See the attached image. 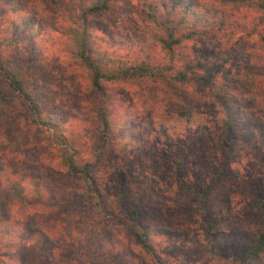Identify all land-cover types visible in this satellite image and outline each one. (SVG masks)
<instances>
[{"label": "trees", "instance_id": "16d2710c", "mask_svg": "<svg viewBox=\"0 0 264 264\" xmlns=\"http://www.w3.org/2000/svg\"><path fill=\"white\" fill-rule=\"evenodd\" d=\"M40 2L55 9L56 21L48 24L33 16L28 21L38 34L47 28L63 38L68 66L83 83L84 100L77 108L90 122L80 133L89 131V136L79 137L78 131L74 139L69 130L64 134L62 118L51 111L54 102L48 100L51 90L44 70L31 72L29 62L8 56V45L0 37V264H124L126 259L133 264H170L153 234L187 237L186 244L200 248L205 260L264 264V155L248 154L258 166L242 184L235 182L240 176L232 172L229 160L236 143L264 129V0ZM112 14L124 16L109 26L99 22ZM101 29L106 36L112 34L111 41L118 36L120 41L138 39L147 48L155 47L161 59L151 61L143 52L135 54V48L129 55L107 53L100 49L105 36L96 35ZM245 41L249 52L224 71ZM189 42L205 55L180 54ZM118 87L134 88L129 105L142 102L147 107L143 126L158 141H166L162 147L173 180L170 186L187 201L188 223L181 225L187 229L174 233L154 228L142 219L152 206L129 196L127 178L132 175L111 155L115 146L121 148L109 102L114 94L119 96ZM39 132L50 138L41 175L23 171L12 161L31 151ZM109 157L115 171L102 189L100 172ZM50 161H55L54 167ZM191 161L196 168L188 172ZM78 181L84 184L81 189ZM223 181L236 184L245 197L241 203L252 214L242 217L246 224L251 221L248 226L232 233L241 245L230 254L219 249L227 232L216 231L208 203L213 186ZM51 210L90 212L77 214L87 216L80 222L84 233L76 226L69 233L27 214ZM93 228L117 233L90 244ZM121 234L124 238L118 237Z\"/></svg>", "mask_w": 264, "mask_h": 264}, {"label": "rangeland", "instance_id": "374dc122", "mask_svg": "<svg viewBox=\"0 0 264 264\" xmlns=\"http://www.w3.org/2000/svg\"><path fill=\"white\" fill-rule=\"evenodd\" d=\"M110 15L106 16V19L103 17L98 21L104 26H109V23L116 21L114 22L116 24L124 16L112 14L113 18ZM32 16L48 24L55 22L57 19L55 9L43 5L40 0H0V37L8 45L6 54L12 58H18V63L22 59L23 62H29L31 72L44 70L47 82L46 86L48 90H51L49 92L51 96L48 100L54 102L51 111L53 109L54 113L59 114L58 117L62 118L63 126L65 127L64 134L65 132L69 133L73 131V138L76 139L79 131L78 136L87 139L89 131L85 132H88V134H81L80 129L83 124L89 129L90 122L88 120L85 121L86 119L82 117L85 111L77 108L82 104V97L84 100V94H82L83 83L79 78L80 74L72 72V67L68 66L69 63L66 57V47L65 45L63 46V38L58 37L57 34L47 28L38 34L28 21L29 17L32 18ZM107 18H110V20ZM103 33V30L101 32L98 31L96 35L105 36L106 41L104 43L101 42L100 49L107 53L118 56L129 55L131 50L135 48V54L142 55L140 52H143V54L149 56L151 61L161 59V54L157 48H147L144 43H139L138 39L132 41L121 40V42L117 36L111 41L112 34L106 36ZM194 47L195 44L193 42L186 43L179 50V53H190L196 56L204 54L197 49V46ZM243 52H249L248 41H245L239 47V53L233 56L231 64L226 66L224 71L232 70L231 65L234 64L237 56H240ZM128 89L118 87L119 96L114 94L109 99L110 118L113 125L119 129L125 127V129L121 131L118 129L117 131L118 142L121 148L115 146L111 155L121 163L124 162L127 165V170H129L128 174L132 175L130 178H127L129 180L128 186L132 192V194L129 193V196L132 195L134 200L140 197L152 206L151 209H148L142 215L143 220L154 228H165L174 233L187 229V227H181L182 223H188L186 222L188 215L184 212L187 201L185 197L175 193L170 186L173 180H170L172 178L168 173L170 166L165 158L166 152L162 147V144L166 141H158L157 136L147 132L142 123V118L144 117L143 111L147 107L142 102L129 105L132 102L130 98L131 91L134 88ZM75 108L76 110L78 109L76 112ZM47 111H50L49 108ZM133 126L138 127L133 131ZM127 128L130 130H126ZM38 140L41 143L38 146H34ZM49 140V136L47 137L42 132H39L29 153H23V157H19V159L14 158V156L12 157L14 165L20 166L23 171L34 172L40 175L44 174L45 168L42 165L47 163L48 160L42 154L43 152L47 155L50 153L47 150ZM196 140H199V138L191 139L194 142H197ZM155 143L156 146H152ZM252 145L254 148L250 149ZM248 154L250 156L252 154L255 156L264 155V129L256 133L253 138H245L236 143L230 153L229 160L232 172L238 173L240 176L239 180L235 181L237 184L246 182L249 178V172L258 166L254 160L250 159ZM26 161L28 163H24ZM49 164L54 167L55 161H50ZM113 166L114 163H112L111 157L103 163V170L100 172V175L105 181L102 182V189H105L110 184V174L115 171V166ZM195 168L194 162H188L186 168L188 172L193 171ZM83 185V182L80 181L76 183L78 189H81ZM213 187L214 189L210 194V198H208V203H210L212 212H214L212 215L216 217V231L227 232L221 239L224 241V245L219 249H222L223 253L228 252L230 254L235 252L241 245L240 239L232 233L248 226V223L251 221L246 220V224L243 218L252 215L249 214L251 209L245 208V205L241 203L245 197L240 191H237L234 182L223 181L218 185L215 184ZM130 199L133 200L132 198ZM27 214H30L36 222L50 225L55 224L56 227L64 229L69 233H74V226H76L79 232L84 233L83 228L80 227V222H86L87 216H83V218L77 214H90V212L70 213L51 210L47 212L30 211ZM94 214L99 213L94 211ZM189 215L192 216L194 214ZM115 233L117 232L106 228H93L91 229L89 243L96 244V241H101L105 235ZM153 236L154 244L161 250V253L167 259L165 260L170 264H228L223 259L209 258V260H205V257L199 251L200 248L197 249V246L186 244L187 237H183L182 235L169 234L167 236H158L157 234H153ZM118 237L124 238L123 234ZM104 251H107V249L101 250L100 256L103 255ZM124 264H133V262H129L126 259Z\"/></svg>", "mask_w": 264, "mask_h": 264}]
</instances>
